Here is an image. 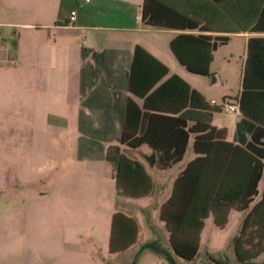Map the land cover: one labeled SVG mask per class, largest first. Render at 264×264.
<instances>
[{"label": "crops", "instance_id": "crops-1", "mask_svg": "<svg viewBox=\"0 0 264 264\" xmlns=\"http://www.w3.org/2000/svg\"><path fill=\"white\" fill-rule=\"evenodd\" d=\"M144 1L0 0V26L36 33L35 39L23 46L18 45L17 34L14 53L7 56V63H0V90L4 88L18 98L12 112L0 109V133L10 129L14 136L24 132L29 136L26 141L13 140L15 148L10 155H0V264H102L95 253L97 250L102 255L104 238L108 264H130L135 256L136 264H165L148 256L147 250L138 252L148 242L137 243V239L140 230L149 233L151 213L158 216L174 180L195 158V134H189L180 162L163 170L147 164L146 159L153 154L146 145L123 148L127 159L141 165L151 181V190L139 199L116 192L104 154L108 146L119 145L126 99L130 97L142 107L143 100L127 92L133 49H142L166 68L167 74L158 84L174 75L191 90L204 94L191 87L194 82L190 78L208 76L193 75L179 65L169 50L170 41L180 35L205 36L210 42L215 37H226L210 52L208 72L216 49L233 41L242 49L243 73L248 40H264V0H146L152 19L164 26L157 28L143 25ZM70 12L75 13L72 22L68 19ZM187 24L190 27H180ZM257 43L256 65L264 67V42ZM190 45L192 42L182 48L185 54H193L187 59L201 61L203 48ZM158 73L155 66L144 62L136 70V81L151 82ZM213 82L218 83L217 78ZM240 90L232 103L223 105H235L237 110L225 111L233 115L226 124L215 120L221 107L201 96L218 109L211 115L210 126L224 129L225 142L258 160L262 164L261 177L248 208L230 211L222 229L213 225L211 216L207 219L218 231L229 229V260L234 262L232 242L239 237L238 256L253 258V264H264V200L258 206L264 191V93L253 98V120L239 111ZM190 115L187 127L201 117L196 112ZM152 131L158 134L157 143L172 141L166 135L170 131L166 124L156 122ZM246 146L252 148L251 153ZM247 161L248 156L239 152L233 173L243 174ZM36 162L52 164L42 167L49 173L41 179L46 189L40 196L32 189H23L38 180L32 166ZM6 164H12L11 174ZM23 192L33 203L24 204ZM45 200L49 201L42 202ZM253 206L262 229L257 233L255 224L254 234L247 231L239 236L242 220ZM114 213L135 223L136 237L125 251L109 254Z\"/></svg>", "mask_w": 264, "mask_h": 264}, {"label": "trees", "instance_id": "trees-1", "mask_svg": "<svg viewBox=\"0 0 264 264\" xmlns=\"http://www.w3.org/2000/svg\"><path fill=\"white\" fill-rule=\"evenodd\" d=\"M146 0L141 10L144 26H160L148 12ZM182 29L190 25L180 26ZM189 48H203V59L194 61L187 59L183 47L191 43ZM226 40V37H215L210 42L209 37L180 35L169 43V50L179 65L193 75L208 76L210 52ZM257 42L264 40L249 39L247 43L246 60L243 67L241 90L238 100L240 113L249 119H255L250 112L253 98L264 93V67L256 65ZM195 44V45H194ZM148 62L155 66L159 73L151 82L136 81V70L140 64ZM167 74L164 66L159 64L142 49L135 47L132 61L127 72V92L131 97L143 100L139 108L129 97L124 107V119L121 128L119 145H111L105 149L104 159L111 167V177L115 190L120 195L130 199H139L149 194L151 181L141 165L127 159L123 148L136 149L146 145L153 155L146 161L150 166L163 170L180 162L189 134H195L192 152L195 158L190 161L172 184L168 199L159 207L158 218L164 224L167 233V248H162L155 242H148L139 247L138 252L148 250L165 264H253V258L241 259L236 246L239 237L232 242L234 262L226 255L215 259L208 253L197 255L199 236L207 217L211 216L213 225L222 229L230 211H245L255 195L257 182L261 177L262 164L237 145L225 142V130L210 126L212 113L218 109L210 106L202 96L191 90L178 77L172 75L158 84ZM200 114L199 120L187 127L191 113ZM170 115L174 117H170ZM156 122L166 124L170 142L159 144L155 141L157 135L152 131ZM251 147L246 146V151ZM244 152L248 156L246 170L240 176L234 171V163ZM221 159V160H220ZM218 160L219 168L215 166ZM223 160V161H222ZM263 199L258 202L262 204ZM257 219H260V217ZM261 221V220H260ZM260 221L256 222V207H252L241 223L239 236L254 234L252 228L257 224V233L262 229ZM136 237L135 223L120 213L111 216L108 238V253L116 254L131 246ZM135 256L130 264H136Z\"/></svg>", "mask_w": 264, "mask_h": 264}, {"label": "rangeland", "instance_id": "rangeland-1", "mask_svg": "<svg viewBox=\"0 0 264 264\" xmlns=\"http://www.w3.org/2000/svg\"><path fill=\"white\" fill-rule=\"evenodd\" d=\"M1 13L2 12L0 10V15ZM17 34H20V39L18 41L19 46L26 45L36 37V33L34 31H24L20 29L17 30L0 26V36L2 38V46L0 48L1 64L7 63V56L14 53ZM231 54L232 57L230 56ZM242 66V49L237 45L234 46V43L232 41L219 46L212 54L208 77L193 76L190 78L194 82L193 84H191V87H195L197 91L204 93L201 95L205 97V100L208 103L213 100L215 103V107H221L220 112L215 114V120L221 124H226L233 116L232 113H227L224 111L223 105L225 103H232V99H234L239 93L241 85ZM216 78L218 80V83L214 84L213 79ZM209 94L212 96L207 97V95ZM16 106H18V98L13 95V92H7V90L5 91L4 88L3 90H0V109H10L12 112V109L16 108ZM28 138L29 136L27 132H24L23 134L21 133L20 136H14V132L10 129L0 133V155L11 154L13 146L15 148L13 140L21 139L22 141H26ZM8 141H11V143ZM51 165L52 164H41L38 162L32 164V166H34L36 170L34 174L37 176L36 178L39 181L37 180L32 185L23 189H32L33 193L36 192V194H38L37 196H40V194L43 193V191H45L46 189L41 179L49 173L47 170L48 168L42 169V167L45 168ZM0 166H3V164H0ZM6 168L8 173L11 172L13 169L12 164H6ZM11 181L12 179L6 183H10ZM22 196L24 204L33 203L31 202V200L26 199V193L23 192ZM48 201L49 200H45L42 202L47 203ZM149 223L151 227L149 233L144 232V230H140L137 243H139V241L155 242L160 247L167 248L166 230L163 227V223L159 221L158 216H156L155 213H151L149 217ZM229 235V229H225L224 231L216 230L212 225L211 219L208 218L204 222L203 230L199 236L197 255H202L204 254V252H207L215 259H219L222 258L223 255H227ZM104 243L105 246H102V255L99 256V253L96 250L95 257L96 260H101L102 264H108L109 258L106 253L107 238H104ZM147 252L148 253L146 254L148 256H154L148 250Z\"/></svg>", "mask_w": 264, "mask_h": 264}, {"label": "built area", "instance_id": "built-area-1", "mask_svg": "<svg viewBox=\"0 0 264 264\" xmlns=\"http://www.w3.org/2000/svg\"><path fill=\"white\" fill-rule=\"evenodd\" d=\"M74 16H75V13L74 12H70L69 17H68L69 22H72L74 20ZM1 46H2V38L0 36V48H1ZM224 111L234 112L235 113L237 110H236V106L235 105H226V106H224Z\"/></svg>", "mask_w": 264, "mask_h": 264}, {"label": "water", "instance_id": "water-1", "mask_svg": "<svg viewBox=\"0 0 264 264\" xmlns=\"http://www.w3.org/2000/svg\"><path fill=\"white\" fill-rule=\"evenodd\" d=\"M215 83V82H214Z\"/></svg>", "mask_w": 264, "mask_h": 264}]
</instances>
